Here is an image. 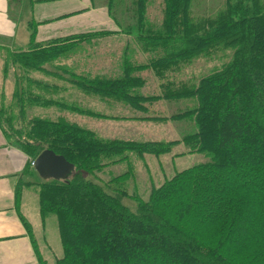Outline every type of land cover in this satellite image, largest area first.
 Listing matches in <instances>:
<instances>
[{"label":"trees","instance_id":"obj_1","mask_svg":"<svg viewBox=\"0 0 264 264\" xmlns=\"http://www.w3.org/2000/svg\"><path fill=\"white\" fill-rule=\"evenodd\" d=\"M115 1L109 0L110 15ZM163 1L165 14L158 29L147 21L149 0H134L136 23L120 31L38 42V24L30 22L26 48L0 44L4 77L11 69L15 77L14 105L0 107V127L10 146L28 160L16 196L19 199L25 187L36 186L43 222L56 217L63 251L56 264H264V0H225L218 14L201 20L192 15L194 0ZM122 33L133 36L141 52L150 54V61L135 64L125 55L119 77L70 75L69 85L87 97L123 103L143 116L160 102L193 101L192 108L170 117L130 120L183 123L181 127L194 126L195 132L171 142L143 143L102 138L64 117L29 116L31 108H54L110 120L51 96L66 88L32 77L42 73L64 81L58 74L64 69L51 71L47 66L69 57L83 42ZM226 52H232L231 57ZM219 53H226L227 61L199 82L168 80L194 60ZM144 72L166 81L160 94H143L148 81L139 75ZM180 146L187 152L178 157L200 154L207 161L178 172L159 187L152 186L148 200L127 190L135 179L133 165L102 184L87 178L130 163V154L162 163ZM46 150L74 165L67 181L38 177L32 162ZM126 199L137 203L136 211L124 204ZM23 222L36 257L46 264L30 223Z\"/></svg>","mask_w":264,"mask_h":264},{"label":"rangeland","instance_id":"obj_2","mask_svg":"<svg viewBox=\"0 0 264 264\" xmlns=\"http://www.w3.org/2000/svg\"><path fill=\"white\" fill-rule=\"evenodd\" d=\"M133 1L134 0H116L113 4V13L111 15L109 14V0L69 1L67 4L73 5L75 12L83 13L76 14L70 18L71 20L69 21L64 20L55 26L49 27L48 31H57V27H59V34H61L53 35L49 38L68 36L70 31H64L63 29H70L72 26L75 28L73 35L101 30L120 31L121 28L126 29L136 23V18L133 12L134 5H132ZM164 6L163 0H149L146 17L150 26L153 25L156 29L161 27L165 14ZM224 6L225 0H194L192 15L196 19L201 20L207 15L214 16L218 14ZM25 7H27L26 12L29 13L32 6L25 5ZM47 9H50V6H48ZM26 35L29 37L28 34ZM5 41L6 40H2L3 43H6ZM88 42L81 43L79 48L77 47L78 49L73 51L69 57L58 60V62L52 66H47V69L51 71H54L56 67L58 69H64L63 71L61 70L58 72L60 76L64 77V81L46 76L42 73H35L32 78L41 80L50 85L57 84L60 87H65V91H61L60 93L51 96L66 100L67 102L77 103L88 110L109 117L110 120H96L89 117L70 114L68 112H62L54 108H31L29 116H40L52 120L64 117L72 123H77L86 129H92L102 138H120L123 140H134L143 143L171 142L173 140H179V138H183L189 133L195 132L194 126H188L187 128L189 129H186V126L181 127V125H185L183 123L163 124L157 122L132 121L130 118L137 116L142 117L143 115L132 111L131 108L123 103H114L112 101L105 102L100 101L98 97H87L86 94L76 90L71 84L69 85L67 80H70V75H77L78 77L84 76L87 78H95L98 76H106L108 78L119 77L123 73L122 66L125 55L128 56L130 62L135 64H146L152 58L149 56L150 54L145 55L141 52V49L133 36L123 33L120 37L115 39L110 37L98 38L89 43ZM10 47L16 49L14 46ZM126 49L128 51L127 54H125ZM226 53L227 57H231L232 52ZM226 53H219L211 59L198 58L197 60H194L191 65L184 67L181 72L172 74L168 80L176 84L197 83L202 77L221 68L222 64L227 61L223 58ZM0 60L3 63L0 62V65H2V71L0 69V107L3 105L10 107L14 105L13 93L15 91V77L12 69L9 73L10 75L7 78L4 77V60L2 53H0ZM139 76H142L148 81V84L143 89V94H160L161 84L166 81L163 82L156 78L152 72H144ZM193 103V101L186 100L173 103L160 102L149 107V115L146 114L143 117H170L177 111L179 113L186 111L188 108H192ZM14 110L16 109L14 108ZM178 125H180V130ZM185 152H187V148L185 146H180L179 148L174 149L171 155L162 158V163L157 162L156 159L151 156L147 157L146 160H142L138 155L130 154V163L125 162L110 166V168L102 173H94L87 178L98 184H102L111 180L113 177L125 174L129 171L130 165H133L135 179L127 184V190L131 195L137 193L143 200H148L152 186L159 187L178 172L205 163L208 159L205 155L200 154L178 157L179 154H185ZM172 156L175 157L174 161L171 160ZM27 179L30 182H34V180L29 177H27ZM36 189L33 188L30 190L28 196L30 204H32L34 208L31 210L32 216L35 220L39 221L38 227L36 228V235L39 239L38 243L40 244V247H44L45 259L48 264H55L56 260L63 256L57 220L55 216H49L45 222H43L42 219V224H45L41 226V219L38 212L39 199L38 196L36 197L34 194ZM124 204L132 211L137 210V203L135 201L126 199ZM45 239L47 240V244L43 241ZM45 244L49 246V249Z\"/></svg>","mask_w":264,"mask_h":264},{"label":"crops","instance_id":"obj_3","mask_svg":"<svg viewBox=\"0 0 264 264\" xmlns=\"http://www.w3.org/2000/svg\"><path fill=\"white\" fill-rule=\"evenodd\" d=\"M69 1L72 2L73 0H13L12 3L11 0H0V44H4L2 40H6V43L11 41L8 45L14 46L16 49L26 48L29 43L28 38H30V31L28 30V23L30 22L38 24V42L61 38H49L53 35H61L59 34V27H57V31H48V28L64 20H71L72 14L83 13L75 12L73 5L67 4ZM25 5L32 6L29 13L26 12L27 7ZM48 6L50 9H47ZM68 15L72 16L66 17ZM63 30L70 31L68 35L70 36L74 34L75 28L72 26L70 29L64 28ZM110 38L115 39L116 37ZM0 69L2 71V65H0ZM171 160L174 161V159ZM27 161V157L22 151L10 146L0 127V264H40L35 255L28 229L23 222V220H27L30 223L36 240L39 242L36 235L39 221L32 216L31 210L34 208L30 204L28 196L30 190L36 189V186L25 187L21 197L19 196L18 199L16 196L19 181L25 177L24 171ZM34 194L36 197L38 196L36 195L37 189ZM39 217L42 226L40 212ZM43 241L47 244L46 239ZM38 245L40 244L38 243ZM46 247L49 249L48 245ZM39 249L46 264H48L45 259L44 247L39 246Z\"/></svg>","mask_w":264,"mask_h":264},{"label":"water","instance_id":"obj_4","mask_svg":"<svg viewBox=\"0 0 264 264\" xmlns=\"http://www.w3.org/2000/svg\"><path fill=\"white\" fill-rule=\"evenodd\" d=\"M35 171L44 181H67L75 172V167L63 156L52 151H44L35 161Z\"/></svg>","mask_w":264,"mask_h":264}]
</instances>
